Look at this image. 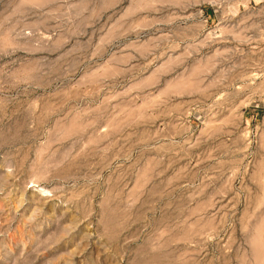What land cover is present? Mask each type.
I'll return each mask as SVG.
<instances>
[{"label":"rangeland","instance_id":"obj_1","mask_svg":"<svg viewBox=\"0 0 264 264\" xmlns=\"http://www.w3.org/2000/svg\"><path fill=\"white\" fill-rule=\"evenodd\" d=\"M0 264H264V0H0Z\"/></svg>","mask_w":264,"mask_h":264}]
</instances>
